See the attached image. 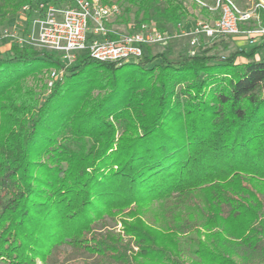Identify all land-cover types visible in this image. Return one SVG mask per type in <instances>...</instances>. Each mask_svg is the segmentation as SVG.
Segmentation results:
<instances>
[{
	"label": "trees",
	"instance_id": "obj_1",
	"mask_svg": "<svg viewBox=\"0 0 264 264\" xmlns=\"http://www.w3.org/2000/svg\"><path fill=\"white\" fill-rule=\"evenodd\" d=\"M124 1L100 0L135 31L193 17L189 0ZM34 5L0 0V17ZM220 43L70 66L0 54V264H264V44ZM150 79L157 106L139 124Z\"/></svg>",
	"mask_w": 264,
	"mask_h": 264
},
{
	"label": "built area",
	"instance_id": "obj_2",
	"mask_svg": "<svg viewBox=\"0 0 264 264\" xmlns=\"http://www.w3.org/2000/svg\"><path fill=\"white\" fill-rule=\"evenodd\" d=\"M209 10L218 18L196 21L192 32L180 30L179 36L190 37L192 47L199 46L200 35L211 40L244 39L252 46L264 44L263 1L240 9L230 0H219ZM22 12L17 23L0 30V40L58 54L69 61L67 65L85 52L103 62H127L141 57L146 47L166 42L168 37L151 24L131 33L113 30L110 26L120 10L100 0H35L33 7L26 6ZM50 77L56 79L59 73L53 71Z\"/></svg>",
	"mask_w": 264,
	"mask_h": 264
},
{
	"label": "rangeland",
	"instance_id": "obj_3",
	"mask_svg": "<svg viewBox=\"0 0 264 264\" xmlns=\"http://www.w3.org/2000/svg\"><path fill=\"white\" fill-rule=\"evenodd\" d=\"M117 1V4L120 6H126L124 0H115ZM236 7L240 9H245L249 5H252V3H259V2H264V0H230ZM211 6V3L209 4ZM187 7L189 9L190 14H193V17L189 19L187 24H185V29L189 32H192L195 28V23L198 20H206V21H212L216 18H218V14L216 12H212L208 9V12H203L202 8L203 6L201 4H198L196 7L193 6L192 2L189 0L187 2ZM19 11L17 14L13 16H9L7 18H1L0 17V30L10 27L13 24L17 23L19 21V16L23 14L24 12ZM122 16L124 13H121ZM113 30L121 33H131L134 32L133 26L131 23H125L122 22L120 18H116L113 23L110 26ZM180 32L175 31L173 29H168L167 30V40L166 42L152 46V51L153 53H160L164 51L166 48L170 47L175 53H181V52H192L195 53L198 51V48L201 44L209 45L212 46L213 44H221L220 42H224L228 44L229 48L225 50V54H229L235 50L239 49H244L245 51H251L255 46L247 44V42L244 39H234V38H217V39H209L206 38L202 35L198 36L199 37V46L192 47L190 45V37H181L179 36ZM223 39V40H220ZM14 44L9 43V40H0V54L7 53ZM260 56L264 58V49L261 51ZM64 64L68 63L69 61H65L62 59ZM239 62H245L244 59H239ZM155 64H159V61H156ZM72 65V64H70ZM68 65V66H70ZM55 71L57 72V69H53L50 72V74ZM59 71V70H58ZM59 73V72H57ZM51 78V77H50ZM155 80L150 79L146 86L144 87V90L149 93L150 95L148 99L137 106V110L134 113L137 122L139 124H146L149 123L153 120V113L156 109L157 102L156 100L151 96L152 90L154 89L155 86ZM122 132H119V135H121ZM132 148V143L128 141H119L111 150V154L115 155L118 159V162H123L124 158L127 153L131 151ZM122 229L121 224L117 226V232Z\"/></svg>",
	"mask_w": 264,
	"mask_h": 264
}]
</instances>
